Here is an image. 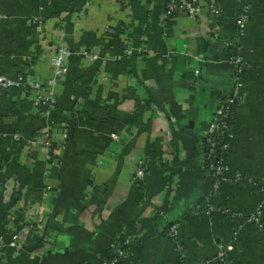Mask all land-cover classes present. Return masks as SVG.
<instances>
[{"label": "crops", "instance_id": "obj_1", "mask_svg": "<svg viewBox=\"0 0 264 264\" xmlns=\"http://www.w3.org/2000/svg\"><path fill=\"white\" fill-rule=\"evenodd\" d=\"M165 4L0 0V74H25L46 91L54 71L50 39L61 35L72 52L68 75L53 88L58 106L50 115L33 107L26 87L0 97V131L7 135L0 173L24 188L0 196L2 230L35 216L47 225L43 238L0 264H92L126 239L136 264H182L169 233L184 216L182 251L194 264L233 239L232 214L261 207L264 216V0H249L242 35L238 0H218L221 25L209 11L164 23ZM34 17L41 19L36 26L28 23ZM231 45L243 62L242 100L217 191L203 167V137L236 83L226 62ZM136 103L148 105L137 119ZM44 130L52 136L50 151ZM141 160L148 171L138 180ZM206 185L205 200L195 206ZM48 187L56 194L44 203ZM208 205L222 212L209 216ZM232 260L264 264V229L246 225Z\"/></svg>", "mask_w": 264, "mask_h": 264}, {"label": "built area", "instance_id": "obj_2", "mask_svg": "<svg viewBox=\"0 0 264 264\" xmlns=\"http://www.w3.org/2000/svg\"><path fill=\"white\" fill-rule=\"evenodd\" d=\"M238 2L240 5V11L236 18V24L239 33L242 35L245 33L246 25L249 19L250 6L249 0H238ZM84 6L85 10H89L91 2H86ZM204 11L212 13L216 20L222 17V10L218 5V0H166L162 20L164 23H167L184 16L196 18ZM40 20L41 19L39 17H34L29 19L28 23L36 26L40 23ZM50 42V47L54 49V52L49 57L54 70L53 77L50 81V85H52V87L47 88L46 91H44L42 83L38 80L29 84L25 79V74H20L15 78L0 74V97L10 89H22L28 86L34 94L32 99L33 107L40 110L43 116L50 115L56 109L58 106V97L53 88L57 82L61 81L68 75V60L72 56V52L70 48L65 45L64 39L61 35L55 41L50 39ZM198 60L201 63L206 61L204 57H200ZM226 62L230 63L235 68L236 83L233 90L220 102V105L215 112L213 121L206 132V135L203 137V167L211 174L213 179V188L217 191L223 187L226 178L225 174L228 172V168L224 164L223 157L231 147V144L236 136L231 122L233 115L232 109L237 100H242L243 89V83L241 80L243 70L242 59L237 55L236 57L228 58ZM195 73L196 75H199L200 71L196 70ZM43 133L45 138L44 147L50 151L52 145L50 139L52 137L51 133L45 130ZM223 136L227 137L228 141L222 143L220 148H218L216 139ZM6 139L7 135L0 131V142L5 141ZM19 139V135L14 136V141H19ZM53 157L54 155L50 152L49 160L53 161ZM147 171V161L141 160L138 164V168L136 169V178L138 180H143L147 175ZM257 185L260 184L258 183ZM13 188L19 191H23L24 189L21 188L15 180H5L3 174L0 173V196L8 195L9 197L14 190ZM55 194L56 193L48 187L45 190L44 203H47L48 199L54 197ZM261 209L262 208L260 207L256 211L249 214H232L231 218L237 222V229L233 235V239L229 242L220 244L218 253L214 257L197 261L194 264H232V254L235 251V244L242 229L246 225H255L260 229H264V216ZM205 211L206 214L210 216L213 213H221L222 209L208 205L205 208ZM39 213L40 212H37L35 214L39 215ZM41 219L38 220L37 216L34 218L28 217L22 221L24 225L21 222L20 226H9V228L5 231L2 230V225L0 223V262L26 251L29 240L40 237V235L42 236L41 238L45 236V232L43 230L47 229V225L46 223H42L40 221ZM39 223L41 225H38ZM169 235L174 240V243L177 245L179 251H181V263L191 264L188 261L187 256L182 251L181 241L178 240L181 236V223L173 224L170 227ZM132 256V240L126 239L123 242L117 243L108 257L105 256V254L101 255L92 264H136Z\"/></svg>", "mask_w": 264, "mask_h": 264}, {"label": "trees", "instance_id": "obj_3", "mask_svg": "<svg viewBox=\"0 0 264 264\" xmlns=\"http://www.w3.org/2000/svg\"><path fill=\"white\" fill-rule=\"evenodd\" d=\"M58 16H61V14H58ZM61 18V17H59ZM58 18V19H59ZM59 23V21H58ZM217 23L221 25V18L217 19ZM57 24V23H56ZM238 55V52H237V46H234V45H231L229 47V53H228V58H233V57H236ZM28 87V86H27ZM26 87V90H27V94L29 95V88ZM241 100H237L234 107H233V115H232V119H231V122H232V126L234 128V131H235V127H234V124H233V118H234V113H235V108L238 106V104H240ZM148 109V105L145 103V104H141V103H136V107H135V115H136V119L143 116L144 112ZM217 141V147L220 148V145L222 143H225L228 141L227 137L223 136V137H218L216 139ZM216 162V160H215ZM14 215H16L15 217V221L18 222L19 221V211H16V210H12ZM187 221V218L184 216L182 220H178L176 221L174 224H177V223H181V222H186ZM6 223V221H5ZM179 241H181V236L180 238H178ZM112 252V250L108 251L105 256L108 257V255ZM231 259V258H230Z\"/></svg>", "mask_w": 264, "mask_h": 264}, {"label": "water", "instance_id": "obj_4", "mask_svg": "<svg viewBox=\"0 0 264 264\" xmlns=\"http://www.w3.org/2000/svg\"><path fill=\"white\" fill-rule=\"evenodd\" d=\"M208 189H209V186L206 185L205 188H204L203 196L196 202L195 206H197L198 204H200L201 202H203L205 200V198L207 196Z\"/></svg>", "mask_w": 264, "mask_h": 264}]
</instances>
